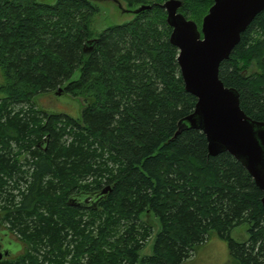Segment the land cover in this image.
Listing matches in <instances>:
<instances>
[{"label": "trees", "instance_id": "16d2710c", "mask_svg": "<svg viewBox=\"0 0 264 264\" xmlns=\"http://www.w3.org/2000/svg\"><path fill=\"white\" fill-rule=\"evenodd\" d=\"M96 1L0 0V234L42 244L60 264H182L213 232L233 264H264L262 192L231 154L209 155L200 130L179 131L196 98L184 89L165 0H123L150 7L94 35ZM182 2L199 28L213 0ZM219 78L264 122V8ZM59 88L80 100L78 116L38 102ZM78 195L96 197L78 204ZM150 215L159 227L140 256ZM244 222L248 236L236 241L230 232ZM29 260L0 264H40Z\"/></svg>", "mask_w": 264, "mask_h": 264}, {"label": "water", "instance_id": "95a60500", "mask_svg": "<svg viewBox=\"0 0 264 264\" xmlns=\"http://www.w3.org/2000/svg\"><path fill=\"white\" fill-rule=\"evenodd\" d=\"M182 4V0L161 3L171 28L169 41L178 51L176 60L184 89L196 98L193 112L180 121L179 131L200 130L211 156L231 154L262 192L264 202V122L248 116L240 107L238 91L225 86L219 78L220 63L228 59L241 33L263 10L264 0H213L199 28L179 11ZM149 7L141 5L133 12ZM60 91L61 88L54 94L60 96ZM107 189L101 190V194L107 193ZM95 197L87 201L78 195L73 201L90 204ZM9 253L3 245L0 259Z\"/></svg>", "mask_w": 264, "mask_h": 264}, {"label": "rangeland", "instance_id": "374dc122", "mask_svg": "<svg viewBox=\"0 0 264 264\" xmlns=\"http://www.w3.org/2000/svg\"><path fill=\"white\" fill-rule=\"evenodd\" d=\"M37 1L49 4L56 2V0ZM96 2L99 6V12L92 17L90 26L91 30L94 32V35H97L107 26L121 24L132 19L135 14L129 10L139 7V5L129 6L123 0H100ZM4 81V77L0 70V86L4 83ZM3 96L4 93L0 89V98ZM38 102L43 108L57 112L68 113L71 116H78L81 109L80 100L68 94H62L60 96H57L53 93L42 95L38 97ZM20 160L23 162V155H21ZM18 186L19 189L24 188V184H19ZM17 190L18 189L16 188L14 193L17 194ZM1 215L2 214L0 213V216ZM143 218L153 225L154 232L152 233L151 237L145 241V246L139 252L140 256L151 253V246L155 237V232L159 227L157 220L152 215L144 216ZM247 229L248 224L244 222L234 227L231 230L230 235L236 241H243L248 236ZM0 235L3 245H5V249L11 252L8 254V256H6V259L10 260L11 262L24 257L26 262L30 261L29 259L31 258L40 264H60V262L62 263V260L65 261L64 258L61 259L60 262L55 263L54 259H52L53 256H51V250H47V248L42 244L40 246L37 245L36 247H33L30 243L20 239L15 233L6 234L1 232ZM27 254L32 257L26 256ZM69 257L70 256H68V258ZM84 261L85 260L82 259V262ZM64 263L67 264V261ZM123 264L126 263L124 262ZM182 264H233V262L230 260L226 242L211 232L206 242L198 245L193 254L189 258L185 259Z\"/></svg>", "mask_w": 264, "mask_h": 264}, {"label": "flooded vegetation", "instance_id": "af4514ba", "mask_svg": "<svg viewBox=\"0 0 264 264\" xmlns=\"http://www.w3.org/2000/svg\"><path fill=\"white\" fill-rule=\"evenodd\" d=\"M134 9H135V8H133L132 10H129V11L133 12ZM1 240H2V239H1ZM2 249H3V247H2Z\"/></svg>", "mask_w": 264, "mask_h": 264}]
</instances>
